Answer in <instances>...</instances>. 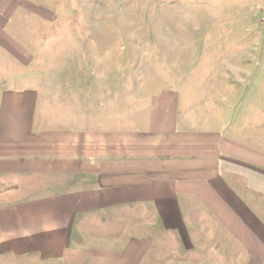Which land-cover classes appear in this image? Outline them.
<instances>
[{"label": "crops", "instance_id": "crops-1", "mask_svg": "<svg viewBox=\"0 0 264 264\" xmlns=\"http://www.w3.org/2000/svg\"><path fill=\"white\" fill-rule=\"evenodd\" d=\"M10 16L0 8V264H264V142L239 106L224 116L164 77L125 98L118 70L92 83L90 54L80 72L72 55L69 70L41 60L29 81ZM121 213L132 230L111 246L75 240ZM189 251L200 258H173Z\"/></svg>", "mask_w": 264, "mask_h": 264}, {"label": "rangeland", "instance_id": "rangeland-1", "mask_svg": "<svg viewBox=\"0 0 264 264\" xmlns=\"http://www.w3.org/2000/svg\"><path fill=\"white\" fill-rule=\"evenodd\" d=\"M0 8L11 15L12 37L26 41L32 51L29 81L42 70L41 63L36 65L41 60L48 61L49 70L65 61L69 70L72 55L80 72L89 65L90 54L93 84L102 82L98 73L118 70L125 98L132 99L133 86L164 77L187 85L191 103L205 97L224 116L239 106L252 137L264 142V0H0ZM42 46L46 56L39 53L36 59ZM5 67L14 69L15 63ZM117 77L118 72L111 79ZM115 86L106 81L103 87ZM121 215V221L105 226L81 223L75 240L86 242L98 235L103 244L109 243L121 230H132V215ZM181 254L174 252L173 258H200L195 252ZM169 257L149 260L162 264Z\"/></svg>", "mask_w": 264, "mask_h": 264}]
</instances>
